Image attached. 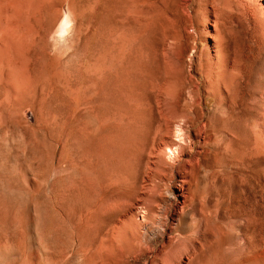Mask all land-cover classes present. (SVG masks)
<instances>
[{
  "label": "rangeland",
  "instance_id": "374dc122",
  "mask_svg": "<svg viewBox=\"0 0 264 264\" xmlns=\"http://www.w3.org/2000/svg\"><path fill=\"white\" fill-rule=\"evenodd\" d=\"M132 98L177 106L162 176ZM201 116L214 141L184 181L167 143ZM251 187L254 226L208 211L214 238L191 240L202 194ZM232 245L264 264V0H0V264H228Z\"/></svg>",
  "mask_w": 264,
  "mask_h": 264
},
{
  "label": "bare ground",
  "instance_id": "6f19581e",
  "mask_svg": "<svg viewBox=\"0 0 264 264\" xmlns=\"http://www.w3.org/2000/svg\"><path fill=\"white\" fill-rule=\"evenodd\" d=\"M65 23L67 25L69 23L68 20H66ZM179 105H181V104H179ZM119 107L124 109V114L128 115L131 124H133V125L141 124L142 127L145 128V130H146L145 141L146 142L144 145H145V148L150 151L149 159L157 158V161L155 163H153V165L151 164L153 166V168L150 169V171L155 176H157V175L162 176L163 175V173H162V171H163L162 159L160 156L159 157L156 156L155 152L158 151L160 146H162L161 144L165 145V143H163L164 141H166L167 139L170 140L169 136L171 135L170 134L171 126H172V123H174L173 121L177 118V113L175 110V108L177 106L176 105L171 106L168 103V101L162 100V99H160V100H157V99L148 100V99H144V98H132L127 103L120 104ZM187 107L189 109L193 108V103H188ZM183 122H184L183 125L178 124L176 127V129H177L176 130V136L174 134L175 139L171 138L173 140H171L170 142H168L169 141L168 140L167 141L168 143L166 142L168 144V146L166 147L167 148L166 151L168 152L170 157L174 158L173 159L174 163L172 165H170L171 168L172 169H175L176 167L181 168L185 174V176L183 177V180L187 181L190 177L194 178L196 171L202 167L203 157L205 156L204 150L206 148H208L209 146H211V143H213V141H214V137L212 135H207V130L209 128V125L204 122V117H202V116L199 120H197L195 122L192 121L191 119H189V117L186 118V120H183ZM191 127H197L194 140H192V137L190 136V132L188 131L189 128H191ZM232 135L234 136V139L238 140V137L236 134H232ZM224 173H225V167L223 166L222 170L220 172V175H223ZM148 174H150V173H148ZM158 179H159V177H158ZM159 181H160V179H159ZM246 181H247V179H246ZM197 182H198V180H197ZM249 182H250V180H249ZM222 188L224 189V186ZM249 191H247V194H245V196L243 198L239 199L238 204H237L238 206L236 205V202H232L231 205H226V204H228V200H227V195H226L225 191L222 192V190H221V192H219V193L217 192L218 194L216 196L214 194H211V193L208 194L207 192L202 194V198L200 199V201L201 202L206 201V204L204 203L205 205L203 204V207L196 211V214L200 218V220L195 221V223L193 224L194 232L200 233V235L198 237H196V235H195V237L191 235V237H190L191 240H205L207 243L211 242L212 237H213V233L211 231V224H212V220L214 217L212 215H209L208 211L216 212V214L218 213V220H219V223L221 225L218 230H219V232L222 231L221 234L226 231L227 226L230 228H237L242 233L247 232L248 228L250 229L251 226H254L256 216H257V201H256L257 197H256L252 187H251V190H249ZM168 196L170 197V195H168ZM169 197H167V198H169ZM182 197H184V196H182ZM215 200H218V202H219L217 209L216 210H209V208H207L208 207L207 204L209 205V204H211V202H213ZM176 201H177V199H176ZM178 201H179V199H178ZM171 206H173V205H171ZM233 207H235V208L232 209ZM171 212H172V210H171ZM167 214H169V213L167 212ZM180 214H178V213L173 214L172 215L173 219L179 220L181 222L183 220V218ZM192 215H194V214H192ZM166 219H167V217H166ZM252 231H254V230L252 229ZM251 235H252V233H251ZM220 240H222V239H220ZM228 242H229V240L226 242L225 239H223L221 242L219 241V243L217 244L216 250H218V251L222 250L223 247L228 244ZM249 245H250V251L251 252L254 251V248H255V239L254 238L250 239ZM232 246L234 247V245H232ZM100 249H102V248H100ZM234 249H235V247H234ZM241 253H242L241 249L237 247L232 252L234 259H232L230 256H229L230 258L227 257L228 258L227 263L228 264H240V263H242V261L240 262L236 256V255H240ZM245 262H243V263H245Z\"/></svg>",
  "mask_w": 264,
  "mask_h": 264
}]
</instances>
